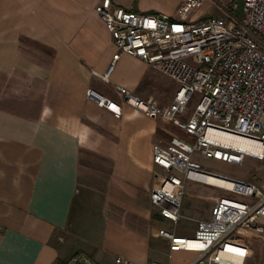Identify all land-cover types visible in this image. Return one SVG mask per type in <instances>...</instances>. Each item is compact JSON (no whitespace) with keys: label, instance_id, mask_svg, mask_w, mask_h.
Returning <instances> with one entry per match:
<instances>
[{"label":"crops","instance_id":"0c3cea01","mask_svg":"<svg viewBox=\"0 0 264 264\" xmlns=\"http://www.w3.org/2000/svg\"><path fill=\"white\" fill-rule=\"evenodd\" d=\"M100 1L0 0V264L64 263L78 253L95 264H115L116 257L191 264L197 257L171 252L158 235L164 220L149 193L168 176L152 163L153 145L170 140L158 135L163 124L134 111L115 90L152 98L159 72L120 54L101 79L117 50L95 13ZM184 1L112 0L170 19ZM87 90L117 104L120 116L86 98ZM188 183L201 184L185 181L184 191ZM201 185L206 206L186 237L209 219L215 201L230 197L215 198L213 188L229 190Z\"/></svg>","mask_w":264,"mask_h":264},{"label":"built area","instance_id":"2783aa9c","mask_svg":"<svg viewBox=\"0 0 264 264\" xmlns=\"http://www.w3.org/2000/svg\"><path fill=\"white\" fill-rule=\"evenodd\" d=\"M205 1L185 0L178 7V18L170 19L101 0L94 10L117 50L101 79H107L120 54H125L145 62L176 84L166 108L151 97L143 99L115 86L123 102L134 111L170 124L183 135L152 147V163L168 176L151 189V204L164 221L175 226L181 217L184 182L203 184L206 176L237 182L241 190L228 192L242 199L215 201L209 219L198 223L191 237L166 230H159L158 235L169 241L171 252H195L197 257L191 264H245L246 234L264 241V186L204 170L193 155L235 165H241L246 157L264 160V0H226L231 11L241 7L239 16L190 20L189 16ZM85 95L99 107L113 111L115 117L120 116L117 104L93 90ZM194 96L199 98L198 103L186 120L180 119ZM211 132L246 139L260 145L261 151L246 152L212 138ZM114 263L131 264L122 257H116ZM54 264L95 263L78 253L64 263Z\"/></svg>","mask_w":264,"mask_h":264},{"label":"rangeland","instance_id":"374dc122","mask_svg":"<svg viewBox=\"0 0 264 264\" xmlns=\"http://www.w3.org/2000/svg\"><path fill=\"white\" fill-rule=\"evenodd\" d=\"M229 10L231 9L226 0H206L189 16V19L195 22H199L211 17H222L224 19H227L226 17L229 14ZM175 88L176 84L172 80L155 72L154 76H152V86L150 90L152 94L150 96H152V98L161 107H166L169 105L172 99ZM198 101L199 98L197 96H194L186 107L185 112L181 116H179V118L182 120H186L193 111ZM167 126L171 127L170 124H163L161 127L164 130L161 128L158 135L160 138L169 140L175 136L170 135V133L166 130ZM178 135L180 137L182 133H179ZM193 159L197 161L204 170H207L209 172L241 180L247 183L254 184L256 186H264V160H255L246 157L241 165H235L206 158L200 156L199 154H194ZM174 174L179 175L178 173ZM206 188L207 186L201 184L188 183V185H186L185 194L181 202V217L177 226L174 227L173 224L167 221H161L160 217L158 216V220L161 221L159 226L168 231H173L175 229V232L177 234L190 236L188 230L192 229L193 226H195L194 219L199 216V210H202L204 206H206L203 198L198 197V191L202 189L205 190ZM211 192L214 194L215 198H219L228 194L227 196H230L229 198L242 199V197L240 196L227 193L226 191L218 188H213L212 190H210V193ZM246 235L247 236L245 237V240L248 245V251L245 264H264L263 239L257 236H252L248 233ZM155 248V257L160 259L164 256L163 251L160 247ZM181 263L182 261L178 262V264Z\"/></svg>","mask_w":264,"mask_h":264},{"label":"bare ground","instance_id":"6f19581e","mask_svg":"<svg viewBox=\"0 0 264 264\" xmlns=\"http://www.w3.org/2000/svg\"><path fill=\"white\" fill-rule=\"evenodd\" d=\"M210 136L212 138L226 142L230 145H234V146L238 147L239 149L244 150L246 152L259 153L261 151L260 145L255 144V143L248 141L246 139H243V138L234 137V136H230V135H227L224 133H216V132H211ZM204 183L209 184V185L222 187V188H225L229 191L241 190V187L238 185L237 182H235L233 180L224 179V178L206 176L204 178Z\"/></svg>","mask_w":264,"mask_h":264},{"label":"trees","instance_id":"16d2710c","mask_svg":"<svg viewBox=\"0 0 264 264\" xmlns=\"http://www.w3.org/2000/svg\"><path fill=\"white\" fill-rule=\"evenodd\" d=\"M228 12H229V14H231L233 16H239L241 14V7L239 6L235 12L231 11V10H229Z\"/></svg>","mask_w":264,"mask_h":264}]
</instances>
